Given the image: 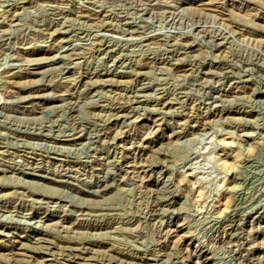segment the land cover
<instances>
[{
  "label": "rangeland",
  "instance_id": "obj_1",
  "mask_svg": "<svg viewBox=\"0 0 264 264\" xmlns=\"http://www.w3.org/2000/svg\"><path fill=\"white\" fill-rule=\"evenodd\" d=\"M155 261L264 264V0H0V264Z\"/></svg>",
  "mask_w": 264,
  "mask_h": 264
},
{
  "label": "bare ground",
  "instance_id": "obj_2",
  "mask_svg": "<svg viewBox=\"0 0 264 264\" xmlns=\"http://www.w3.org/2000/svg\"><path fill=\"white\" fill-rule=\"evenodd\" d=\"M38 64V63H37ZM21 82V81H20ZM226 226V225H225ZM84 250V249H83ZM71 253V252H70ZM157 257V256H156ZM163 257V256H162ZM158 258V257H157ZM176 260V259H175ZM206 260V259H205ZM153 262V261H152ZM156 262V261H155ZM198 262V261H197ZM146 264V263H145ZM155 264H159L158 262H156ZM200 264V263H199Z\"/></svg>",
  "mask_w": 264,
  "mask_h": 264
}]
</instances>
